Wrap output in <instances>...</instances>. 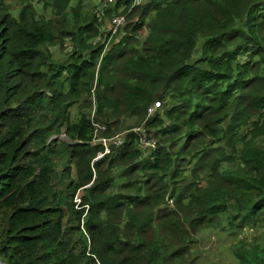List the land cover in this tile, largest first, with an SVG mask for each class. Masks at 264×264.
I'll use <instances>...</instances> for the list:
<instances>
[{
  "label": "trees",
  "instance_id": "1",
  "mask_svg": "<svg viewBox=\"0 0 264 264\" xmlns=\"http://www.w3.org/2000/svg\"><path fill=\"white\" fill-rule=\"evenodd\" d=\"M38 1L0 0V264H194L264 224V0Z\"/></svg>",
  "mask_w": 264,
  "mask_h": 264
},
{
  "label": "rangeland",
  "instance_id": "2",
  "mask_svg": "<svg viewBox=\"0 0 264 264\" xmlns=\"http://www.w3.org/2000/svg\"><path fill=\"white\" fill-rule=\"evenodd\" d=\"M17 1L20 2V0ZM31 1L37 8H40L38 0H31ZM74 1L76 2L77 0ZM83 2H86L85 3L86 8L93 12L95 11V9L97 10L99 4H103V2L100 0H83ZM105 2H106L105 5L111 6L113 4L108 2V0H105ZM144 2H147V0H141L140 4H144ZM134 6H138V4L137 5L134 4ZM110 25H111V21L108 22L109 30H110ZM126 25H127V21L126 24L122 27V29ZM147 33L148 31L143 29L139 33L140 40L143 41L147 36ZM52 50L55 52V55L59 58H63L68 52V49L62 47H55ZM161 110L164 111L163 105ZM128 125L135 126V123L133 121H128ZM124 130L125 128L122 131ZM147 132L150 134L149 130H147ZM152 137L154 138L153 135ZM60 138L67 141L66 137L64 136H61ZM155 141L157 143L156 139ZM142 149L144 154L146 155H149L151 152L154 151L150 148L142 147ZM170 204L172 205L173 203L170 202ZM258 225L259 226L257 228H253V229L246 228L241 232H239L238 229L236 230L226 229L230 227L228 226V224L223 223L224 227H222L221 229H225V230L203 231L196 236V240H198V243L194 251H192V256L191 257L189 256V258L192 262H194V264H236L237 261L235 260L233 253L235 252V250H240L241 245H244L246 248H249L252 246L264 244V224H258Z\"/></svg>",
  "mask_w": 264,
  "mask_h": 264
},
{
  "label": "built area",
  "instance_id": "3",
  "mask_svg": "<svg viewBox=\"0 0 264 264\" xmlns=\"http://www.w3.org/2000/svg\"><path fill=\"white\" fill-rule=\"evenodd\" d=\"M141 0H135V5H139ZM108 2L110 3H114L115 0H108ZM126 17L125 16H116L114 18L111 19V25H110V31L112 33V36H115L119 33V31L122 29V27L126 24ZM162 103L161 102H155L154 105L150 106L147 110V120L152 119L155 115H157L158 113L162 114ZM97 127L98 130L101 129H105L103 126H99V125H95ZM133 132L139 134L141 136L140 139V143L142 145V147L144 148H150L152 150H155L157 147V143L155 141V139L152 137L151 134H149L147 132V130L142 126V127H138L136 129L133 130ZM96 136H97V132H96ZM123 134L122 135H117L113 138L110 139H105V138H94V143H100L103 144L105 146V152L104 154H99V158H102L105 154H109L110 153V146H116V147H120L123 142H124V138H123Z\"/></svg>",
  "mask_w": 264,
  "mask_h": 264
}]
</instances>
